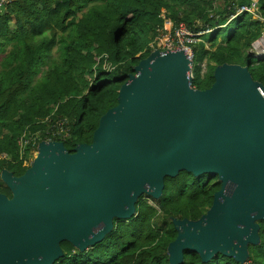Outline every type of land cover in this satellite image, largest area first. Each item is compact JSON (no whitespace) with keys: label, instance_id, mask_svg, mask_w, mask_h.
<instances>
[{"label":"water","instance_id":"water-1","mask_svg":"<svg viewBox=\"0 0 264 264\" xmlns=\"http://www.w3.org/2000/svg\"><path fill=\"white\" fill-rule=\"evenodd\" d=\"M183 53L139 62L99 120L92 140L68 152L41 142L20 177L1 176L0 264H52L60 241L85 249L112 217H132L140 193L158 196L164 175L178 169L217 176L220 189L196 223L178 221L170 262L192 249L205 261L216 252L241 260L264 219V87L246 68L223 65L209 90L189 86Z\"/></svg>","mask_w":264,"mask_h":264},{"label":"trees","instance_id":"trees-1","mask_svg":"<svg viewBox=\"0 0 264 264\" xmlns=\"http://www.w3.org/2000/svg\"><path fill=\"white\" fill-rule=\"evenodd\" d=\"M214 2L13 0L0 12V172L25 173L29 165L20 156V138L24 132L44 138L47 125L40 121L54 108L69 121L62 141L68 152L91 142L100 118L116 105L121 85L152 54L162 9L173 24L184 22L193 32L211 29L194 46L193 59H205L206 71L197 72L191 88L209 90L215 69L223 65L246 68L250 80L264 87V55L249 51L264 23L247 13L229 20L234 11L227 9V0L221 9ZM258 3L264 17V0ZM25 153L28 158V148ZM163 179L158 196L137 195L134 215L113 216L110 230L85 249L60 241L62 253L52 264H171L175 223L200 221L221 184L209 172L195 175L183 168ZM0 194L12 196L3 183ZM254 224L257 239L246 242L241 260L216 252L204 261L183 249L179 264H264V219Z\"/></svg>","mask_w":264,"mask_h":264},{"label":"built area","instance_id":"built-area-1","mask_svg":"<svg viewBox=\"0 0 264 264\" xmlns=\"http://www.w3.org/2000/svg\"><path fill=\"white\" fill-rule=\"evenodd\" d=\"M13 0H0V12L6 10V7ZM227 9L234 12L229 15V20L235 18L241 13L249 14L253 19H257L264 23V17L260 16L258 0H227ZM160 18L162 19L161 27L157 28V33L152 43L157 45V48H163L161 52H180L186 57L190 63L193 60L192 46L196 41H199L200 35L208 33L211 29L205 28L199 32H193L184 22L173 24L172 20L167 16L164 9L161 10ZM107 69H111L109 64L104 65ZM51 112L41 123H46L47 129L44 134L45 137L41 138L39 133L28 134L23 133L20 138V156L26 158L25 149L28 148L29 155H35L38 145L41 142H62L68 135L69 121L65 117L57 116ZM0 175V184L3 183ZM4 184V183H3Z\"/></svg>","mask_w":264,"mask_h":264},{"label":"rangeland","instance_id":"rangeland-1","mask_svg":"<svg viewBox=\"0 0 264 264\" xmlns=\"http://www.w3.org/2000/svg\"><path fill=\"white\" fill-rule=\"evenodd\" d=\"M224 1L225 0H215L214 4L216 3V6L220 7V9H221V6L224 5L223 4ZM220 9H218L217 11H219ZM263 35H264V31L261 34V36L252 43V46H251L249 51H250V53H252L253 56L257 57V56H263L264 55V43H260L259 46H256V43H259L261 40L264 41V36ZM198 39H200V40L196 41L193 44V46H192L193 51H194V46L195 47H199L198 44L201 43L202 37L200 38V36H199ZM205 47L207 48V46H205ZM161 51H163V48L158 49L157 45L155 43H152V54H154V55H157L159 53L161 54L162 53ZM186 68H187V77H188V82H189L194 76L198 77L197 76V72H199L200 76L204 75V73L206 71V60L202 59L200 61H198V60L194 61V59H193L190 63L187 64ZM37 153H38V151H36L35 155H29V158L25 159L26 161L24 162V164L25 165H29V168H31L33 166V164H34L33 162L36 160ZM6 172L7 171L4 170V171L0 172V175L2 176ZM195 175H197V174H195ZM4 185L7 186L5 183H4ZM162 185H163L162 186V189H163V187H164V179H163Z\"/></svg>","mask_w":264,"mask_h":264},{"label":"bare ground","instance_id":"bare-ground-1","mask_svg":"<svg viewBox=\"0 0 264 264\" xmlns=\"http://www.w3.org/2000/svg\"><path fill=\"white\" fill-rule=\"evenodd\" d=\"M264 36V35H263ZM260 43H264L263 40H261L259 43H256V46H259ZM261 48V47H260Z\"/></svg>","mask_w":264,"mask_h":264}]
</instances>
